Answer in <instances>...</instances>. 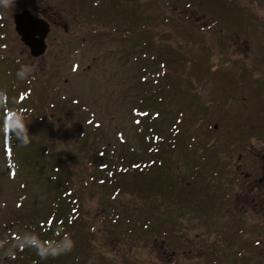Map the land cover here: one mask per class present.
I'll use <instances>...</instances> for the list:
<instances>
[{"label":"rangeland","instance_id":"rangeland-1","mask_svg":"<svg viewBox=\"0 0 264 264\" xmlns=\"http://www.w3.org/2000/svg\"><path fill=\"white\" fill-rule=\"evenodd\" d=\"M140 1L135 35L124 33L125 19L110 0H0V264H10V255L29 244L22 227L41 223L51 209L48 181L25 190L15 178L9 122L25 105L38 107L27 127L46 145L44 160L71 171V183L86 198L83 213L90 236L95 232L90 245L104 254L99 264H204V248L208 259L216 252L220 264H243L245 245L264 230V200L250 207L246 199L254 195L244 177L251 162L264 161V0L237 1L242 9L232 14L240 23L214 20L187 0L176 15L181 23L169 12L175 0ZM24 10L53 15L40 57L15 29L14 15ZM160 11L169 32L188 38V47L207 39L214 50L193 51L192 45L180 51L170 34L151 39L150 22L137 21ZM210 17L209 33L193 35L192 26L203 30ZM186 54L197 56L195 63L186 66ZM153 55L174 59L175 69H157V62L141 69ZM157 88L170 96L156 123L167 138L172 178L161 194L150 190L147 178L118 193L112 182H101L99 166L150 158L138 123L149 101L143 99ZM44 160L38 166H47ZM78 259L66 264H88L84 251Z\"/></svg>","mask_w":264,"mask_h":264},{"label":"trees","instance_id":"trees-1","mask_svg":"<svg viewBox=\"0 0 264 264\" xmlns=\"http://www.w3.org/2000/svg\"><path fill=\"white\" fill-rule=\"evenodd\" d=\"M237 1L239 0H236V2L233 0H187L186 3L189 2L190 4H196L194 6H199L200 8L209 11L214 20L219 17L227 21L232 20L236 23H240V21L237 20L238 18L234 17L235 15L232 14L235 11L240 12L242 9ZM110 2L119 15L125 19L126 28L124 33L127 32L136 35L137 29H135V27L137 26V15L135 18V11L141 12L144 3L140 0H110ZM181 2L182 0H175L172 3L173 8H171L169 12L172 13V16L175 19H178L181 23H185L183 19H180V15L176 17ZM162 11L159 12V16H154L150 20L144 18L142 15L138 18L137 22L140 21L146 23L145 19L150 22L145 28L152 35L151 39L155 36L161 38V35L163 34H170L172 36L171 39L179 45L180 51L182 49L187 50L192 45L198 47L197 49L194 48L193 51L202 49L204 52L209 53L211 50H214L212 46H209V40L207 39H203L204 41L200 43H193L188 47V44H186L189 40L188 38L182 37L180 39L179 35L173 36L169 32V24L163 19L166 18L167 15H164ZM209 19L211 21L204 26L205 29L203 30L199 29L198 26H192V34L202 36L205 33H209V29L212 27L211 25L215 22L212 17ZM142 25L144 26V24H141V26ZM189 25L190 24H188V26ZM140 31L141 29H139V33ZM125 35L123 36L127 37ZM110 38L113 39L114 36L112 35ZM144 38L145 34L140 37L141 40ZM119 40L126 44L122 39ZM160 41L163 40L160 39ZM132 55L133 54L130 56ZM138 55L140 56V52ZM138 55H133V58L139 59ZM144 55H146V53H144ZM152 57L154 58L141 69H146L147 72L149 71L148 69H151V66L156 64V62L160 63L158 66L159 68L157 69H175L176 67L174 59L172 58L169 60L165 58L167 60V62H165L159 61V58L155 55ZM196 57L197 56L189 58V55L186 54L185 59L188 61L186 66H189L190 62L195 63ZM129 58L130 57H128V59ZM128 59H125L121 66H125L128 63ZM204 62L205 60L200 61L199 65L204 66ZM158 73L160 74V70ZM158 80L159 79H157V82ZM142 83L144 84V82ZM166 97L170 102L169 94L161 95L159 93V88H157L143 99H148L149 101L147 103L143 102L144 108L140 110V113H142L138 123V126L140 127V138L146 149L148 148L150 158L140 160L138 163L123 158L121 159L124 161L123 163L116 160L99 166L103 176V178H100L101 182H112L113 185L115 184L114 188L118 193L128 192L132 185H134L133 181L135 178H138L142 184L146 182L147 178L148 180L153 181V188L151 187L150 190L154 192V194H161L164 190V186L168 185V180L172 178L170 176L172 169L171 162L165 155L169 154V149L166 145L167 138L163 135L162 129L156 123L158 117L164 115L163 113L166 110ZM171 100H175V97H172ZM37 108V106L31 107L30 105H25L24 107L21 106L20 109H18V113L17 111L14 112V116L15 114L22 115L27 119L25 122L28 125L30 119L34 120V116L36 114L38 115ZM8 139L10 144L14 141V152L12 156L15 166V178L22 181L25 190L30 189L29 187L42 186L45 181H48L50 185L48 186V192L46 195L48 196V202L51 205V209H49L48 212L49 216L44 221L29 227H22L25 234H27L29 244L28 246L23 245L24 250L22 249V251H20L18 249L16 253L10 255L12 260H10L9 263L14 264L15 262L23 261L27 264L78 263L80 261L78 258L84 251L89 258L88 264H99V260H101V257H104V254L102 252L97 253V250L90 245V243L93 242L92 238L94 237L95 232L92 230L93 233L90 236V231L88 229L89 225L83 213L86 198L83 195V192H80L79 188L76 191L74 185L71 183V171L68 169L65 171V169L58 165V162L56 161L51 162L44 160V158H48V154L50 153L49 151H45L46 145L41 143L38 138L27 134L26 139L23 142H20L9 132ZM28 146L32 148L31 153H29L30 150L26 152ZM41 159L47 162V166H38L37 161ZM45 170H47V173ZM166 193L167 192H164L163 194ZM48 194L52 195V197ZM123 207L126 208L127 206ZM129 232L135 231L129 230ZM85 243L89 244L85 245ZM70 244L71 250H68ZM32 249L38 250L39 253L31 255ZM67 250L69 254H67ZM74 251H77V253L72 257ZM6 259H8V256ZM14 259L15 261H13ZM106 264H108V262Z\"/></svg>","mask_w":264,"mask_h":264},{"label":"flooded vegetation","instance_id":"flooded-vegetation-1","mask_svg":"<svg viewBox=\"0 0 264 264\" xmlns=\"http://www.w3.org/2000/svg\"><path fill=\"white\" fill-rule=\"evenodd\" d=\"M43 12L42 10H40ZM41 12L34 10L32 14H34L36 17L42 18L47 20L50 24V31L47 35V38L52 30V24L54 23L53 15L49 14H41ZM46 38V42H47ZM48 45V43H47ZM48 50V47H47ZM46 50V51H47ZM252 149V148H251ZM250 150V149H249ZM252 158V156L250 157ZM250 163V162H249ZM251 166L247 167V171L244 172V177L247 179V184L245 185V189H248L250 191L249 195H254L253 199L247 198L246 201L250 203V207L253 205V201L256 202V199L258 200H264V161L258 162L255 165L250 163ZM238 168V167H237ZM256 204L254 203V207ZM263 216H264V203L259 206ZM258 239H255V241L247 242L245 245V253L247 252L246 259L244 260L243 264H264V230L260 232V237H257ZM222 246V244L217 243L216 246L212 247L215 251H217V248ZM242 248V249H244ZM241 249V250H242ZM206 248H204V255L203 258L204 264H220L218 260V254L216 252L212 253V257L208 259L207 255L205 254ZM223 264H236L235 261H228L225 260V263ZM240 264V263H239Z\"/></svg>","mask_w":264,"mask_h":264},{"label":"water","instance_id":"water-1","mask_svg":"<svg viewBox=\"0 0 264 264\" xmlns=\"http://www.w3.org/2000/svg\"><path fill=\"white\" fill-rule=\"evenodd\" d=\"M14 23L21 40L30 48L31 55H44L48 47L46 38L50 31L49 22L24 10L14 15Z\"/></svg>","mask_w":264,"mask_h":264},{"label":"clouds","instance_id":"clouds-1","mask_svg":"<svg viewBox=\"0 0 264 264\" xmlns=\"http://www.w3.org/2000/svg\"><path fill=\"white\" fill-rule=\"evenodd\" d=\"M4 3H11V0H3ZM9 130L10 133L17 138L20 142H23L28 134V127L25 122V117L20 114H17L13 117V119L9 122ZM253 143H257L253 140ZM28 246V243H26ZM68 250H71V244L69 245Z\"/></svg>","mask_w":264,"mask_h":264}]
</instances>
